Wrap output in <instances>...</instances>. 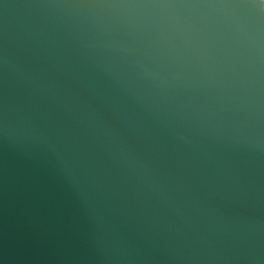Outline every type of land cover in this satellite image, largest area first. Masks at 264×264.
<instances>
[{
  "label": "water",
  "instance_id": "1",
  "mask_svg": "<svg viewBox=\"0 0 264 264\" xmlns=\"http://www.w3.org/2000/svg\"><path fill=\"white\" fill-rule=\"evenodd\" d=\"M0 264H264V0H0Z\"/></svg>",
  "mask_w": 264,
  "mask_h": 264
}]
</instances>
